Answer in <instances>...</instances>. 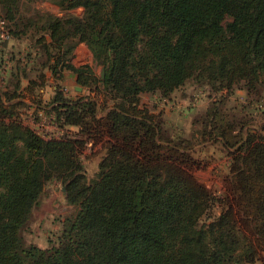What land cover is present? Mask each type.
Returning <instances> with one entry per match:
<instances>
[{
	"label": "trees",
	"instance_id": "trees-1",
	"mask_svg": "<svg viewBox=\"0 0 264 264\" xmlns=\"http://www.w3.org/2000/svg\"><path fill=\"white\" fill-rule=\"evenodd\" d=\"M45 1L63 15L33 5ZM78 8L81 15L71 13ZM0 13L10 39L30 47L18 51L0 87V264L256 262L264 246V129L244 136L250 121L235 122L223 98L196 119L199 136L232 156V196L218 197L195 176L189 139L166 134L141 96L168 97L190 79L260 95L264 0H0ZM81 42L104 78L74 64ZM45 69L56 79L70 70L83 90L70 97L58 85L44 104ZM27 105L77 131L43 137L21 121L17 107ZM103 135L105 154L89 179L83 150ZM52 180L77 213L58 246H27L22 231Z\"/></svg>",
	"mask_w": 264,
	"mask_h": 264
},
{
	"label": "rangeland",
	"instance_id": "rangeland-1",
	"mask_svg": "<svg viewBox=\"0 0 264 264\" xmlns=\"http://www.w3.org/2000/svg\"><path fill=\"white\" fill-rule=\"evenodd\" d=\"M33 5L41 11L63 15L59 7L56 5L57 8L54 6L55 4L50 2H38ZM82 12V8L71 11V13L76 15H81ZM81 43L78 44L74 57H78L79 62H86L85 64H90L89 61H92L96 75L100 76L103 67L95 63L88 46L83 42ZM19 44L21 42H16L12 39H8L3 43V57L2 61H0V68L3 71H6L9 65L17 66L15 60L18 58H15V55L19 51L20 46H17ZM52 85L60 84L55 78ZM83 92L89 93V90ZM259 94H248L245 89L239 88H236L230 94L227 91L217 92L212 90L210 86L200 85L194 79H190L168 97L163 96L159 92L142 94L141 104L147 107L154 115L163 119L166 134L172 137L180 136L189 139V143L193 146V157L197 161V165H199L193 171L195 176L218 197L231 198L229 175L232 156L221 142L217 140L205 142L204 138L199 136L198 131H200L202 126L200 123H196V119L207 112L215 101L223 98L225 100L223 110L232 111L226 113L234 114L235 122L250 121L243 128L244 136H246L248 128L262 130L264 129V89ZM47 102L49 100L44 101V104ZM18 109L20 110L21 121L32 127L38 134L45 138L59 137V131L63 128L58 126V124L55 126L52 122L54 118L49 117L46 112L40 113L31 105L21 108L17 107ZM104 113V109L101 108L100 115ZM63 130L65 134L70 131H77V128L67 126ZM241 134L240 136L243 137ZM108 139L107 135H103L97 141V145L85 147L83 150L81 159L89 179L94 178L98 171L99 162L105 154L103 145ZM77 210L78 208L75 205L68 203L60 181L52 180L48 182L45 185L39 203L34 207L31 217L22 231L25 244L27 246L36 245L43 249L58 246L65 221L73 218ZM220 211L221 207H216L214 215H218ZM259 253L258 259L252 264H264V246L261 247Z\"/></svg>",
	"mask_w": 264,
	"mask_h": 264
},
{
	"label": "crops",
	"instance_id": "crops-1",
	"mask_svg": "<svg viewBox=\"0 0 264 264\" xmlns=\"http://www.w3.org/2000/svg\"><path fill=\"white\" fill-rule=\"evenodd\" d=\"M54 6H56V5H54ZM17 46H20V48L18 50L22 53V55L25 54L26 51L28 52L30 50V47L25 42L21 43V44H19ZM91 56L93 57V54ZM74 59H75V61H73V62L77 66H80V65L86 63V62H79L78 57H76V56L74 57ZM89 62H90V65L93 64L92 61H89ZM11 68H12V65H9L7 70L4 71L5 76H7V77L9 76ZM28 70H30V68H28ZM34 73L30 72V74H32L31 77L35 78V74ZM45 73L47 75V77H46L47 78V83L40 91L41 92V97H42V99L44 101L50 100L54 96L55 90L58 87V85H52L53 81L55 79V77L52 75V72L49 69H45ZM56 81H58V84H60L63 87L62 89L64 90V92H65V94L67 96L75 97L77 92L82 91L79 88L81 86H79L77 81H76V75L73 72H71L70 70H65L63 72V78L56 79ZM28 83H29V78H22V87L23 88L27 87ZM49 83H51V84H49ZM24 101L27 102V103H31V99L29 97L24 99ZM41 112H43V111H40V113Z\"/></svg>",
	"mask_w": 264,
	"mask_h": 264
},
{
	"label": "built area",
	"instance_id": "built-area-1",
	"mask_svg": "<svg viewBox=\"0 0 264 264\" xmlns=\"http://www.w3.org/2000/svg\"><path fill=\"white\" fill-rule=\"evenodd\" d=\"M11 35H10V31H9V27H8V23L7 20L0 15V61H2V57H3V43L10 39ZM5 83V74L4 71L0 68V87ZM53 124L55 126H57V124L55 123V121H52ZM64 134V130L60 129L59 131V137H61ZM93 144V142H88L86 144V147H91Z\"/></svg>",
	"mask_w": 264,
	"mask_h": 264
},
{
	"label": "water",
	"instance_id": "water-1",
	"mask_svg": "<svg viewBox=\"0 0 264 264\" xmlns=\"http://www.w3.org/2000/svg\"><path fill=\"white\" fill-rule=\"evenodd\" d=\"M101 76H102V78H104V76H105V69L104 68H102ZM79 88H80V90H82L81 87H79Z\"/></svg>",
	"mask_w": 264,
	"mask_h": 264
}]
</instances>
